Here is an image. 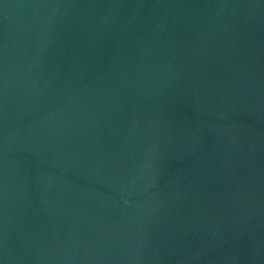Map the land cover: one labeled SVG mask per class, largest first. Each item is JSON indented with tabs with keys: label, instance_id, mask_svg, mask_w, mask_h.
<instances>
[{
	"label": "water",
	"instance_id": "obj_1",
	"mask_svg": "<svg viewBox=\"0 0 264 264\" xmlns=\"http://www.w3.org/2000/svg\"><path fill=\"white\" fill-rule=\"evenodd\" d=\"M0 264H264V0H0Z\"/></svg>",
	"mask_w": 264,
	"mask_h": 264
}]
</instances>
